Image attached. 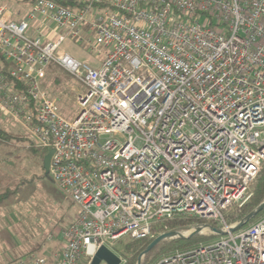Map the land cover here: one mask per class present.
Wrapping results in <instances>:
<instances>
[{"label": "built area", "instance_id": "obj_1", "mask_svg": "<svg viewBox=\"0 0 264 264\" xmlns=\"http://www.w3.org/2000/svg\"><path fill=\"white\" fill-rule=\"evenodd\" d=\"M61 1L74 6L35 0L20 19L0 5V113L54 150L50 176L79 208L49 236L58 250L16 264H92L180 215L226 234L154 264H264V216L226 222L264 166V0ZM50 64L84 87L73 120L41 86Z\"/></svg>", "mask_w": 264, "mask_h": 264}, {"label": "rangeland", "instance_id": "obj_2", "mask_svg": "<svg viewBox=\"0 0 264 264\" xmlns=\"http://www.w3.org/2000/svg\"><path fill=\"white\" fill-rule=\"evenodd\" d=\"M3 4H7L15 14L18 12L26 14L31 6L25 0H0V5ZM61 49L82 62L93 66L99 64L96 55L90 53L88 45L85 43L77 44L68 39L62 44ZM46 71V78L41 82L42 88L56 101L61 115L66 119L73 120L80 113L78 95L84 91V87L54 64H50ZM0 127L23 139L22 142L17 141L15 145H0V194L6 192V199L0 204V242L14 244L20 241L22 245L14 252L12 251V255H5L6 248L0 247V264H16L29 256L42 255L44 244H47L49 249L55 247L58 250L61 240L55 236L53 242L50 243L47 242L49 236L68 227L78 216L79 208L53 181L51 176H45L43 160L30 152L32 146L22 127L1 113ZM253 184L249 191L250 198ZM195 227L179 232L188 236L195 230ZM211 235L216 237L210 238ZM197 236L205 239L184 249L205 245L220 237L207 228ZM126 239L129 238H124L122 242ZM170 240L173 239L166 241ZM117 247L120 249L124 245H121L120 242L116 245ZM20 250L22 253H19ZM171 252L174 251H160L158 254H161L158 257ZM158 254L156 253V255ZM145 256L143 260H145ZM10 258L18 260L11 263ZM122 264L124 263L122 262Z\"/></svg>", "mask_w": 264, "mask_h": 264}, {"label": "trees", "instance_id": "obj_3", "mask_svg": "<svg viewBox=\"0 0 264 264\" xmlns=\"http://www.w3.org/2000/svg\"><path fill=\"white\" fill-rule=\"evenodd\" d=\"M25 1L30 4L35 2V0H25ZM55 1L65 6H68V7L74 6V3L70 1L68 2L61 1V0H55ZM0 68H2L3 71L7 70V66L4 63V60L1 54H0ZM17 141L22 142L23 139L15 136L12 133L6 132L3 128L0 127V145H5V146L11 145V144L15 145ZM30 152L34 156H37L38 158H41L42 160L44 156L48 153L47 151H41V150L34 149V148H32ZM5 193L6 192L0 194V204L6 199ZM263 202H264V167L260 175L258 176L257 180L253 184L252 196L250 200L242 206H235L231 208L226 213V222L228 224H233V223L243 220ZM263 216H264V212L261 213L258 217H256L246 227H248L252 223H255ZM198 225H210L213 228H218L217 223L213 220H205V219H199L196 217L180 215L172 219L154 222L152 225V233H153L152 238H146V239H141V240H132L129 238V239H126V241L124 242L120 241L121 245H124V247L120 249L118 247L117 248L115 247L116 248L115 252L123 258V260L125 261L124 264H136L140 255L146 250V248L151 244V242L159 235L167 233V232L187 231ZM214 237L216 236L211 235L210 238H214ZM201 239H205V238L196 236L191 239H173L170 241H165L164 243L156 246L151 252H149L145 256V260H143L142 264H154V262L157 259H159L158 256L161 253L158 254V252L160 251L170 252V251H175V250H187L184 248H186L187 246L193 245L195 242ZM156 253L158 255H156Z\"/></svg>", "mask_w": 264, "mask_h": 264}, {"label": "water", "instance_id": "obj_4", "mask_svg": "<svg viewBox=\"0 0 264 264\" xmlns=\"http://www.w3.org/2000/svg\"><path fill=\"white\" fill-rule=\"evenodd\" d=\"M54 153V150H50L43 158V169L45 171V175H50V163H51V157ZM264 212V202L261 203L256 209H254L247 217H245L243 220L239 221L233 228L230 229V232H236L238 230H241L245 228L249 223H251L256 217H258L261 213ZM205 228H208L215 234H218L220 236H223L226 234V232L213 228L209 225H202L195 227V230L191 232L188 236L184 235L181 232H167L164 234L159 235L156 237L151 244L146 248V250L140 255L138 258L137 264H142V260L145 255H147L149 252H151L156 246H158L163 241L169 240V239H191L199 234H201V231ZM122 264V259L115 254L113 251H111L107 247H102L97 252L92 264Z\"/></svg>", "mask_w": 264, "mask_h": 264}, {"label": "crops", "instance_id": "obj_5", "mask_svg": "<svg viewBox=\"0 0 264 264\" xmlns=\"http://www.w3.org/2000/svg\"><path fill=\"white\" fill-rule=\"evenodd\" d=\"M18 13H20L21 15H25V13L24 12H18ZM15 14V13H14ZM15 18L16 19H20V17H18V15L17 14H15ZM19 127H21V126H19ZM22 245H21V242L20 241H17L16 243H14V244H9V243H6L5 241L4 242H0V247L2 248V249H4V248H6V250H7V252H5V255L6 254H10V255H12V253L14 252V250L15 249H19L20 247H21ZM13 251V252H12ZM19 253H22V251L20 250L19 251ZM11 259V258H10ZM18 259H14V258H12L11 260H10V262L12 263V262H16Z\"/></svg>", "mask_w": 264, "mask_h": 264}]
</instances>
